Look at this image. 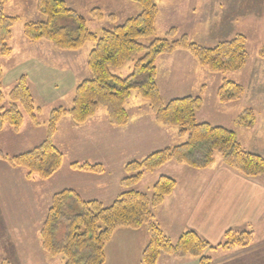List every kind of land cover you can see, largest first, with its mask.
I'll return each instance as SVG.
<instances>
[{
    "label": "rangeland",
    "instance_id": "1",
    "mask_svg": "<svg viewBox=\"0 0 264 264\" xmlns=\"http://www.w3.org/2000/svg\"><path fill=\"white\" fill-rule=\"evenodd\" d=\"M35 1L8 0L0 6L4 16L17 19L5 43L10 54L0 57L4 95L0 107L8 106L9 92L21 77H25L34 107L38 109V126H33L23 114L18 132L8 126L0 131V151L10 158L40 145L47 138L50 112L60 107L69 109L76 87L91 77L87 59L92 43L77 51H64L46 41L29 42L24 38L22 30L26 22L44 19L37 13ZM62 1L81 16L87 29L96 35L141 11L140 6L130 0ZM262 3L264 5L263 0H155L158 14L154 34L140 42L148 45L154 39H164L172 33L170 41L186 36L189 41L210 48L243 35L247 41L248 60L242 71L225 75L210 73L188 52L176 50L169 54L171 56L157 57L155 82L163 104L186 96L200 97L202 106L196 113L198 122L235 131L245 151L264 157V60L258 57L264 47V19L259 18L264 12H261V8L264 9ZM94 9L103 14L102 20L91 17L90 12ZM131 67L132 62H127L111 72L125 78L130 75ZM223 79L242 86L243 94L237 101L221 103L217 99V90ZM125 110L128 122L121 127L109 124L103 108H98L95 115L82 125H76L68 116L60 118L51 142L62 153L63 163L48 180L27 181L24 170L10 168L0 160V264H63L62 257L47 256L40 247V228L51 197L62 190L72 189L84 200L108 206L123 191L121 182L135 175V172L129 174L127 171L130 163H141L158 150L186 141V137L177 136L176 128L156 123L148 103L136 92L131 94ZM244 110L251 111L254 116L251 129L235 125L236 117ZM213 160L212 165L221 163L218 154L213 155ZM73 163L100 165V173L93 175L72 170ZM174 165L179 164L168 162L153 171H142L130 189L149 196L160 177L176 176ZM21 211L22 215L18 216ZM15 220H22L20 225L23 226L18 232H12L8 226ZM115 242L119 248V240ZM129 242H132L128 248L130 254L125 258L114 250V244L108 246L109 260L106 259L105 264H141L138 252L141 237ZM27 259L31 262L26 263ZM174 260L175 257L162 256L157 264H175Z\"/></svg>",
    "mask_w": 264,
    "mask_h": 264
},
{
    "label": "trees",
    "instance_id": "2",
    "mask_svg": "<svg viewBox=\"0 0 264 264\" xmlns=\"http://www.w3.org/2000/svg\"><path fill=\"white\" fill-rule=\"evenodd\" d=\"M7 1L1 0L0 6ZM130 1L140 6V13L120 25L102 30L100 35L90 32L85 20L62 0L35 1L37 13L44 19L26 22L22 30L24 38L29 42L46 41L64 51H77L92 43L87 59L91 77L76 87L69 109L60 107L50 112L47 138L40 145L11 158L0 151V160L10 168L24 170L27 181L48 180L63 163L62 153L51 142L60 118L68 116L76 125H82L95 115L98 108H103L110 125L124 126L128 122L125 105L131 94L136 92L148 103L156 123L176 128L177 136L186 137V141L158 150L141 163H130L127 171L129 174L135 172V175L121 182L123 191L108 206L84 200L72 189L54 194L40 228L42 252L52 258L62 257L63 264H105V249L119 230L144 228L147 243L141 253V264H157L162 256L190 257L198 264H212L205 255L207 251L218 248L226 252L248 247L253 242V233L227 231L223 241L212 246L196 233L188 231L172 242L154 222V211L173 193L176 181L160 177L149 196L130 187L137 183L142 171H153L168 162L195 170L205 169L212 165L214 154L220 156L224 167L245 178L264 176V157L245 151L235 131L196 120V113L202 106L200 97L186 96L163 104L155 82L157 57L176 50L188 52L200 67L210 73L240 72L248 60L247 41L243 35H236L207 48L189 41L186 36L170 41L173 34L169 33L164 39H154L143 45L140 40L154 34L158 9L155 0ZM90 15L97 21L104 18L97 9ZM16 20L0 12V57L10 54L5 43ZM258 57L264 60V47ZM127 62H132L130 75L121 78L112 74V70ZM1 75L0 68V105L4 101ZM242 94L240 84L223 79L217 90V99L221 103H229L237 101ZM37 112L27 81L21 77L8 94V106L0 107V131L8 126L13 132H18L23 114L33 126H38ZM253 124L254 116L249 110L242 111L235 119V125L241 129H251ZM70 168L97 175L101 166L73 163Z\"/></svg>",
    "mask_w": 264,
    "mask_h": 264
},
{
    "label": "crops",
    "instance_id": "3",
    "mask_svg": "<svg viewBox=\"0 0 264 264\" xmlns=\"http://www.w3.org/2000/svg\"><path fill=\"white\" fill-rule=\"evenodd\" d=\"M257 3L259 7L260 2ZM263 10L261 8V12ZM259 18L264 19V12ZM263 26L264 22L262 28ZM173 168L176 172V176L172 178L176 181L175 190L154 211V222L163 233L173 240L180 234L191 231L210 245L217 246L223 241L227 231L252 232L253 242L248 247L226 252L216 248L207 251L205 255L211 259L212 264H264V176L248 179L224 167L220 162L204 170L180 165ZM21 221L15 220L12 225H8L12 232L21 230ZM135 236L142 239L138 247L141 259V251L147 243L144 228L137 231L119 230L105 249L107 261L108 246L114 244V250L125 258L130 254L128 248L132 242L129 241L136 239ZM116 239L119 240V248ZM25 262L30 263L31 260L27 259ZM173 262L198 264L196 259L190 257H175Z\"/></svg>",
    "mask_w": 264,
    "mask_h": 264
}]
</instances>
